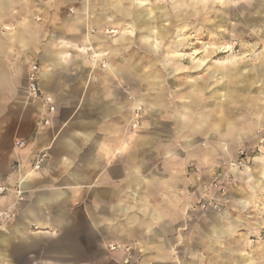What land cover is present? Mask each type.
I'll return each mask as SVG.
<instances>
[{"label":"clouds","instance_id":"1","mask_svg":"<svg viewBox=\"0 0 264 264\" xmlns=\"http://www.w3.org/2000/svg\"><path fill=\"white\" fill-rule=\"evenodd\" d=\"M0 264H264V0H0Z\"/></svg>","mask_w":264,"mask_h":264}]
</instances>
